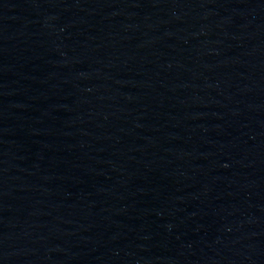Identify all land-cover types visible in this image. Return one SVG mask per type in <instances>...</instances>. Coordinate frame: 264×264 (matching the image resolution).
Returning a JSON list of instances; mask_svg holds the SVG:
<instances>
[{
  "label": "water",
  "instance_id": "water-1",
  "mask_svg": "<svg viewBox=\"0 0 264 264\" xmlns=\"http://www.w3.org/2000/svg\"><path fill=\"white\" fill-rule=\"evenodd\" d=\"M0 264H264V0H0Z\"/></svg>",
  "mask_w": 264,
  "mask_h": 264
}]
</instances>
